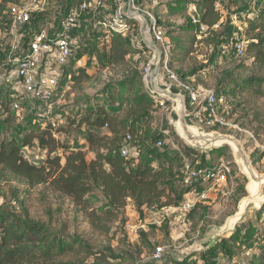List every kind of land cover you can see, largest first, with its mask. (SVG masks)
<instances>
[{
	"label": "rangeland",
	"instance_id": "rangeland-1",
	"mask_svg": "<svg viewBox=\"0 0 264 264\" xmlns=\"http://www.w3.org/2000/svg\"><path fill=\"white\" fill-rule=\"evenodd\" d=\"M180 1L183 0H137V3L141 11L150 13L167 33V45L170 48L169 68L184 77L183 81L179 79L181 82L194 89H210L227 94L225 97L228 108L225 116L230 123L239 125L243 131L235 128L205 130L239 140L250 156L254 168L264 174V98L237 89V86L248 78L264 80V65L257 62L254 54L249 52L244 57H236L233 54L226 56L222 53L224 42L244 38L243 31L248 17L256 12L255 5L258 6V12L264 9V0H223L218 7L222 25L210 30L206 35L192 34L184 27L188 24L184 23L185 17L172 14L170 7L178 5ZM67 3L75 2L50 0L48 8L51 17L60 11V8L64 9ZM95 13L92 4L90 12L79 21L78 29L73 34L84 50L81 65L87 67L91 79L81 91H75L71 84L67 83L63 92L55 97L51 116L55 125L64 126L76 114L78 108H83L82 115L97 109L99 101H105L112 105L113 109L126 110L130 98L134 95L130 93V86L133 85L134 89H145L142 72L154 52L148 48L151 54H138L136 47L131 46V54L125 63L101 68L99 56L107 50L104 38L107 33L97 27V21L102 20L106 13L103 9L99 10L97 16ZM233 16H236L237 20L234 21ZM227 28L231 30L229 35ZM8 34V19L4 16L0 19V141L3 138H15L21 143L27 132L43 129V124L48 123V120L39 116L27 102L26 106L22 103L18 110L14 108L22 97L12 90L10 84L15 78L16 66L11 61L13 55L9 45L12 39L10 40ZM135 37L141 38L140 25L139 35ZM43 64L51 69V73H56L59 79L61 78L64 67L59 66L55 56H46ZM79 67L81 66L76 64L72 70L77 71ZM161 73L162 83L169 82L164 70ZM10 101L12 105L9 106V115L7 103ZM166 106H159L157 113L143 124L144 127L139 128L140 133L147 132V137L143 140V151L151 147L159 153L169 151L171 156H177L179 162L175 170L178 175L185 171L186 163H190L193 169L204 170V162L215 165L224 162L231 171L227 181L221 184L198 178V182H194V188L186 196L195 203L191 211L170 215L162 210L147 209L140 215L129 206L121 212L120 219L108 222L106 230H98L80 205H75L72 199L56 193L50 185L32 188L23 180L1 171L0 207L10 208L21 217L43 224L51 235L60 236L64 243L71 247L59 258L58 263L61 264H155L154 262L159 261L156 259L158 248L163 249L162 258L167 257L171 264L183 257L199 258L200 253L206 252L221 239L235 232L228 230L230 228H227V223L239 211L242 199L248 197L245 191L248 180L239 171L229 146L205 154L188 146L172 124L171 104L167 102ZM13 114L16 120L6 124L5 119L8 116L11 118ZM80 118L81 115L78 114V119ZM164 131H168L169 135H164ZM88 132L89 127L84 126L80 136L84 138ZM140 133L139 137L142 135ZM59 137L63 142L68 141L63 135ZM154 138L162 139L163 148L157 147L158 140L153 141ZM71 142L72 140H69V143ZM71 146L81 148L89 160L94 157L82 140L72 143ZM222 151L225 152L222 158L211 156L212 153ZM61 153L63 152L60 151L59 154ZM22 155L30 163L41 165L46 159L47 151L35 142L32 147L22 148ZM179 176L175 185L180 191L187 183L183 184L185 179L182 180ZM193 181L195 180H189ZM204 192H207L208 199L202 201L199 197ZM88 198L92 209L101 214L106 213V201L100 191L89 195ZM259 210L251 206L245 218L239 221L236 227L244 223L264 227V214L261 223L257 219ZM140 223H145L146 229L140 230L135 236L130 235L127 225L137 227ZM211 229L216 231L214 240L207 238ZM251 254L244 247L234 246L231 259L222 257L219 264L223 261L227 264H249ZM255 262L258 264L257 259Z\"/></svg>",
	"mask_w": 264,
	"mask_h": 264
},
{
	"label": "trees",
	"instance_id": "trees-1",
	"mask_svg": "<svg viewBox=\"0 0 264 264\" xmlns=\"http://www.w3.org/2000/svg\"><path fill=\"white\" fill-rule=\"evenodd\" d=\"M222 1L183 0L178 5L170 7V11L174 15L185 17L184 23L188 24L184 27L192 34L206 35L210 30L222 25L218 9ZM19 2L20 0H0V19L5 16L9 6ZM135 2L138 6L137 0ZM114 3L115 0H105L104 9L109 10L105 13L110 12ZM191 5H196L199 9L198 23H193ZM254 8L256 12L248 17L244 26L243 36L247 41L244 56L248 52L252 53L256 61L264 65V9L258 12V6L255 5ZM50 12L48 8L43 13L33 15L34 23L44 24L51 20ZM131 22L132 35L124 36L116 33L105 35L107 50L99 56L101 68L120 65L128 60L131 54L130 47L135 48L134 39L139 35V22L136 20ZM230 26L233 27L232 23ZM202 27H205V32L202 31ZM227 31L229 35L231 30L227 28ZM165 34L167 36L166 31ZM30 39L31 34H28L24 42L27 44ZM226 43L228 41L222 46ZM9 50L11 53L10 45ZM135 51L138 54H151L145 46L136 47ZM83 52L84 50L80 48L64 66L58 91L52 102L63 92L67 83H70L75 91H81L91 79V74L85 65H81L77 71L72 70L78 61L84 59ZM169 69L183 81V76ZM144 84V90L130 86V93L134 95L130 98L126 110L113 109L112 105L99 101L100 105L97 109L87 111L84 115H82L83 108H78L76 114L64 126L48 123L41 130L27 132L21 143L15 138H3L0 141V171L23 180L32 188L50 185L56 193L72 199L75 205H80L98 230H106L108 222L120 219L121 212L129 206L140 215L147 209L162 210L165 207H179L194 188V182L198 181L189 182L185 171H181V175H178L175 166L179 158L171 156L169 151L159 153L157 149L151 147L143 151V140L147 137V132L140 133L139 128L144 127L143 124L157 113L159 107L158 101L149 93L145 82ZM237 89L264 98V80L248 78L237 86ZM216 93L219 96L227 95L218 91ZM18 102L26 106L27 101ZM7 104L9 113L11 101ZM78 114L81 115L80 119ZM14 120L16 117L13 114L11 118L8 116L5 119V123L9 125ZM84 126L89 127V132L82 138L80 131ZM104 128L109 130L110 135H101L95 131ZM139 133L142 134L141 137ZM60 135L65 136L68 141L63 142ZM69 140L72 142L69 143ZM81 140L94 154L92 159L89 160L81 148L71 146L72 143ZM153 141L158 143L162 139L154 138ZM35 142L47 151L46 159L41 165L30 163L22 155V148L32 147ZM125 148L131 151V156L128 158L123 156ZM60 151L63 153L59 154ZM224 155L225 152L222 151L212 153L211 156L222 158ZM219 165L204 162L203 166L213 171V168ZM177 175L180 179H185L183 184L187 183L180 191L175 185ZM97 191L101 192L106 201L107 211L104 214L92 209L88 198ZM263 214L264 205L257 212L259 223L262 222ZM234 246L244 247L252 253L249 264H257L256 259L258 264H264V227H257L252 223L241 224L234 233L221 239L206 252L200 253L199 258L183 257L175 261V264H219L222 257L227 256L231 259ZM67 248L69 245L65 244L60 236L51 235L43 224L21 217L10 208L0 207V264H61L58 260L65 254ZM168 260L165 257L154 263L171 264ZM221 263L227 264L225 261Z\"/></svg>",
	"mask_w": 264,
	"mask_h": 264
},
{
	"label": "built area",
	"instance_id": "built-area-1",
	"mask_svg": "<svg viewBox=\"0 0 264 264\" xmlns=\"http://www.w3.org/2000/svg\"><path fill=\"white\" fill-rule=\"evenodd\" d=\"M75 3L69 4L60 11L55 12L52 19L44 22L45 25L37 26L33 22V15L45 12L49 7L50 0H20L19 3L9 6L5 16L8 19L9 38L11 41V61L15 64V78L10 83L14 92H16L23 101H27L30 107L37 112L39 116L47 119L48 123H53L52 110L54 96L58 91L59 77L56 73H51V69L46 67L44 58L46 56H55L59 66L64 67L74 57L75 53L80 50L79 43L74 39L73 34L78 29L79 21L82 20L91 10V5L95 7V15L100 9L104 10L105 0H72ZM193 23H198L199 9L196 5L190 7ZM130 10V12H128ZM135 12H142L136 6L135 0H115L110 12H107L102 20L97 21V27L102 28L106 33H116L121 35H132V22H139L141 28V38L135 37V47L140 48L147 46V40L154 42L163 54L161 71L164 70L166 77L171 85L177 86L186 95L188 100V112L192 115V119L204 128H235L243 131L239 125L230 123L225 116L228 108L227 99L223 95L210 89H194L185 83L169 69L170 48L167 45L165 31L158 25L157 20L148 12L143 11L148 18V26L146 36L143 37L145 27L141 18H130ZM100 14V13H99ZM94 15V17H95ZM232 19L237 20L236 16ZM205 32V27H202ZM31 34L30 41L26 44L25 37ZM151 37V38H150ZM247 48V41L244 37L241 40L232 39L222 47L224 55H235L243 57ZM155 54L145 65L142 75L143 80L147 84V78L151 73ZM82 60L77 62L81 66ZM162 77V73H161ZM162 80V79H161ZM8 81V80H7ZM24 97V98H23ZM154 97V96H153ZM160 107H165L167 101L158 100L154 97ZM21 102H16L15 110L19 109ZM167 107V106H166ZM51 120V121H49ZM48 123H44L43 127ZM44 127V128H45ZM169 135L168 131L163 132ZM129 138V137H128ZM164 142L157 143L158 148H163ZM123 156L128 158L131 151L128 148L123 150ZM185 172L188 179L216 182L218 184L225 183L231 171L224 162L213 168V171L204 169L196 170L192 168L190 163L185 164ZM210 190V189H209ZM208 190V191H209ZM204 192L199 199L207 200L208 194ZM197 194V193H196ZM195 195V193H194ZM194 201L185 198L179 207H165L162 211L166 214H174L178 212H189L194 207ZM147 225L140 223L139 226L127 225V231L130 235H137L140 230H145ZM162 248L157 249L156 259L162 258Z\"/></svg>",
	"mask_w": 264,
	"mask_h": 264
},
{
	"label": "water",
	"instance_id": "water-1",
	"mask_svg": "<svg viewBox=\"0 0 264 264\" xmlns=\"http://www.w3.org/2000/svg\"><path fill=\"white\" fill-rule=\"evenodd\" d=\"M128 12H130V10ZM129 17L132 19L136 17L142 19L145 24L142 35L143 37H145L148 26V18L142 12H135L132 15H129ZM147 48L152 50L155 54L151 73L147 78V89L149 93L152 96L156 97L158 100H164L171 104L170 118L180 137L188 146L194 148L202 154L211 153L213 150H222V148L229 146L231 148L235 163L238 166L239 171L248 180L247 186L245 188L248 197L242 199L239 205V211L234 217L230 219L231 221L227 223V228H230L228 229L229 231L236 230L237 224L239 223V221L245 218L247 211L251 206H254L257 209H261L264 205V174L259 173L254 168L250 156L248 155L244 145L239 140L229 135H222L218 132L208 133L202 125L193 121L192 115L188 112V100L183 91H181L175 85H171L170 83H162L161 81V66L163 58L161 50L154 42H151L149 39L147 40ZM207 135H218L221 137H226L227 139L232 141V143H200V136ZM242 162H246L248 166L250 165L253 169V172L251 170L250 172L245 171L243 166L241 165ZM252 182L261 183L260 189L256 194H252L248 189L249 184ZM215 233L216 231L211 229L209 234L207 235V238L214 240V238L216 237Z\"/></svg>",
	"mask_w": 264,
	"mask_h": 264
},
{
	"label": "bare ground",
	"instance_id": "bare-ground-1",
	"mask_svg": "<svg viewBox=\"0 0 264 264\" xmlns=\"http://www.w3.org/2000/svg\"><path fill=\"white\" fill-rule=\"evenodd\" d=\"M201 137V141L200 143L204 144V143H217V144H221L223 142H230L232 143V141H230L229 139H227L226 137H221L218 135H207V136H200ZM241 165L243 166L244 170L247 172H250V170L253 172L252 167L246 163V162H242ZM260 185L261 183H256V182H252L249 184L248 189L251 191L252 194H256L259 189H260Z\"/></svg>",
	"mask_w": 264,
	"mask_h": 264
},
{
	"label": "crops",
	"instance_id": "crops-1",
	"mask_svg": "<svg viewBox=\"0 0 264 264\" xmlns=\"http://www.w3.org/2000/svg\"><path fill=\"white\" fill-rule=\"evenodd\" d=\"M95 131L97 133H99V131H101L102 133H99L101 135H110V132H109V130L107 128H104V129H95Z\"/></svg>",
	"mask_w": 264,
	"mask_h": 264
}]
</instances>
